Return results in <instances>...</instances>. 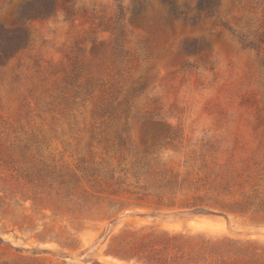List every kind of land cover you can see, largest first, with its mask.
Returning <instances> with one entry per match:
<instances>
[{
    "label": "rangeland",
    "instance_id": "374dc122",
    "mask_svg": "<svg viewBox=\"0 0 264 264\" xmlns=\"http://www.w3.org/2000/svg\"><path fill=\"white\" fill-rule=\"evenodd\" d=\"M45 1L0 0V264H264V0Z\"/></svg>",
    "mask_w": 264,
    "mask_h": 264
},
{
    "label": "trees",
    "instance_id": "16d2710c",
    "mask_svg": "<svg viewBox=\"0 0 264 264\" xmlns=\"http://www.w3.org/2000/svg\"><path fill=\"white\" fill-rule=\"evenodd\" d=\"M35 18H48L55 10V3L48 4L45 0H38ZM167 5H172V0H164ZM214 0H201L200 7L205 4V9L209 10ZM27 45V38L20 31H10L0 28V61H7L13 58L20 50ZM195 213L210 214L204 209H194Z\"/></svg>",
    "mask_w": 264,
    "mask_h": 264
}]
</instances>
